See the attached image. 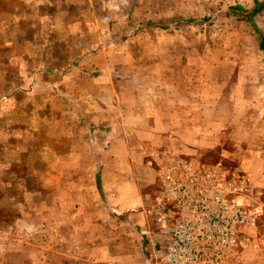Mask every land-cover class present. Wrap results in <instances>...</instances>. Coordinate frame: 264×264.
<instances>
[{
    "label": "rangeland",
    "instance_id": "obj_1",
    "mask_svg": "<svg viewBox=\"0 0 264 264\" xmlns=\"http://www.w3.org/2000/svg\"><path fill=\"white\" fill-rule=\"evenodd\" d=\"M236 4L250 10L253 0H71L69 6L57 5L63 15L54 22L39 17L55 15L56 6L26 8L17 0H0V264H105L92 259L98 243L117 249L113 255L124 261L134 250L133 241H142L143 235L162 243L164 251L155 252L157 260L151 262L160 264L172 241L178 206L166 199L153 167L162 150L148 155L146 165L157 181L140 188L146 194L144 210L127 213L139 225L116 226L111 220L97 227L87 223L84 213L70 214L78 199L64 192L96 191L89 166L66 164L65 141L71 130L65 95L56 89L59 84L66 92L70 65L80 54L77 43L88 48L120 45L144 64L141 70L165 80L173 98L205 114L187 117V124L212 121L220 126V149L185 148L188 155L180 156L221 168L230 187L241 194L236 202L259 204L263 214L228 246H206L209 257L214 247L219 251V259L206 264H256L250 256L263 243L258 237L264 223V171L241 161L252 151L264 150V53L258 43L264 38V9L247 22L232 10ZM34 108L49 120L53 111L56 117L59 113V124L43 122L35 132ZM51 133L62 145L54 150L59 156L52 168L49 149H41ZM228 154L225 161L218 159ZM145 167L140 165V175ZM157 200L164 214L153 206ZM185 212L184 217L192 216L191 210ZM206 230L205 222H195L188 231Z\"/></svg>",
    "mask_w": 264,
    "mask_h": 264
},
{
    "label": "crops",
    "instance_id": "obj_2",
    "mask_svg": "<svg viewBox=\"0 0 264 264\" xmlns=\"http://www.w3.org/2000/svg\"><path fill=\"white\" fill-rule=\"evenodd\" d=\"M3 1L9 2V0ZM17 2L26 8L56 6L53 9L55 15L39 17L44 20H49L51 17V21L54 22L57 16L59 18L63 15L58 13L60 8L57 5H71V0H17ZM70 27L67 28L68 33H72ZM74 47L80 54L70 65L73 71L66 78L67 93L60 91V85L56 84L58 92L65 95L66 126L71 130L65 141L66 164L70 167L89 166V170L95 173L96 191L64 192L67 197L78 199L74 200L75 204L72 205L70 214L75 216L79 212L84 213L88 215L87 223L95 224L97 227L111 220L116 226L122 223L139 225L136 220L130 218L132 223L127 213H140L144 210L146 194L141 192L140 188L153 185L157 181L155 173L149 165H146L150 151L172 149L179 155H188L185 153V148L220 149L221 128L212 121L207 125L187 124V117L193 118L200 112L187 109L185 102L173 98L168 90L172 88H168L165 80L162 82L154 80L153 75L150 76L148 71L141 70V65L144 64L132 54L126 53L120 45L100 44L97 48L96 46L88 48L83 43H77ZM129 72L133 74L140 72L141 75L135 78L130 76ZM77 73L82 77H76ZM171 85L173 87V84ZM217 111L218 108L214 113L216 114ZM49 116L50 120L47 115L34 108L35 132L40 130L43 122H49L51 127L59 124L57 123L61 119L59 113L56 117L53 111ZM76 131H79L78 136L75 135ZM49 139L50 142H46L41 149L47 152L49 149L51 158L48 165L52 168L57 162L54 159L59 156L54 150L62 145L57 135L54 136L53 133ZM263 153L262 149L252 151L241 162L243 164L251 162L255 171L262 172L264 171ZM230 157V155L222 156L218 159L225 161ZM143 164L146 166L145 171L140 175L142 170L140 165ZM50 174L52 176V173ZM97 177L100 183L99 189L96 183ZM157 202L155 201L153 206L159 213L164 206L159 203L160 200ZM160 213L164 214V211ZM261 228L263 233L258 239L263 243L258 253L250 256L256 264H264V223ZM166 239L164 244L168 243ZM104 244L95 245L97 248L92 253V259L105 264H151L153 259L157 260L155 252L164 251L161 242L151 241L143 235L142 241L140 239L133 241L135 252L133 250L129 253V257L126 256L124 261H120L113 255L117 249L113 252L108 244Z\"/></svg>",
    "mask_w": 264,
    "mask_h": 264
},
{
    "label": "built area",
    "instance_id": "obj_3",
    "mask_svg": "<svg viewBox=\"0 0 264 264\" xmlns=\"http://www.w3.org/2000/svg\"><path fill=\"white\" fill-rule=\"evenodd\" d=\"M153 159L166 199L178 206L175 210L178 218L170 232L172 241L158 263H209L219 257V251L214 247L209 257L205 255L206 246L216 242L228 246L235 235L247 226H254L263 214L259 204L246 206L236 202L241 194L230 187L221 168L202 166L170 149L162 150ZM186 210H191L192 216L184 217ZM195 222H205L208 230L189 232Z\"/></svg>",
    "mask_w": 264,
    "mask_h": 264
},
{
    "label": "trees",
    "instance_id": "obj_4",
    "mask_svg": "<svg viewBox=\"0 0 264 264\" xmlns=\"http://www.w3.org/2000/svg\"><path fill=\"white\" fill-rule=\"evenodd\" d=\"M232 10L240 12L241 19L246 20L247 22L251 21L252 18L254 17L255 14L259 13L261 10L264 9V0H253V6L250 10L245 9L241 5H234L231 7ZM259 48L263 51L264 53V38L263 36H260L259 39ZM96 183H97V188H100V183H99V178H96Z\"/></svg>",
    "mask_w": 264,
    "mask_h": 264
}]
</instances>
